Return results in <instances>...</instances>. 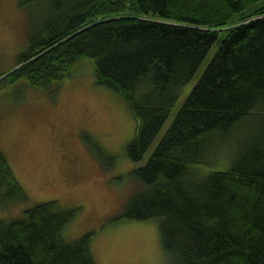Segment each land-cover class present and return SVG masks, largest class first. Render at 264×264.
Instances as JSON below:
<instances>
[{"label":"trees","instance_id":"trees-1","mask_svg":"<svg viewBox=\"0 0 264 264\" xmlns=\"http://www.w3.org/2000/svg\"><path fill=\"white\" fill-rule=\"evenodd\" d=\"M20 6L34 25L18 68L0 82L49 88L91 60L96 83L117 91L136 120L127 144L135 163L217 45L146 162L131 170L141 187L120 217L157 218L173 264H264V0H20ZM244 123L229 166L214 168ZM28 199L0 147V202ZM76 211L48 200L0 218V264H97L93 231L74 241L63 235Z\"/></svg>","mask_w":264,"mask_h":264},{"label":"rangeland","instance_id":"rangeland-1","mask_svg":"<svg viewBox=\"0 0 264 264\" xmlns=\"http://www.w3.org/2000/svg\"><path fill=\"white\" fill-rule=\"evenodd\" d=\"M33 25L28 7H21L20 0H0V80L18 68L19 54L27 48ZM231 26L221 27V35ZM216 49L217 45L183 87L149 151L136 163L127 153L136 120L117 91L96 83L91 60L82 61L73 76L49 88L30 86L23 80L1 81L0 147L29 199L0 202V218L18 217L26 207L57 200L61 206L77 209L63 229L66 240L94 232L97 264H173L162 246L157 218L120 216L141 187L131 170L146 162ZM245 126L216 155L214 168L229 166L235 141L243 136Z\"/></svg>","mask_w":264,"mask_h":264}]
</instances>
